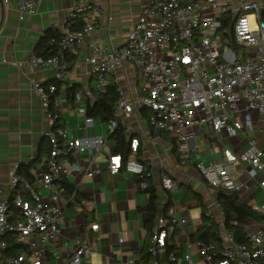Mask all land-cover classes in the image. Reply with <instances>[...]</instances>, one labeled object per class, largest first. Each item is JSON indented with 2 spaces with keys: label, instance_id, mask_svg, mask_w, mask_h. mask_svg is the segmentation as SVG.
Listing matches in <instances>:
<instances>
[{
  "label": "built area",
  "instance_id": "built-area-1",
  "mask_svg": "<svg viewBox=\"0 0 264 264\" xmlns=\"http://www.w3.org/2000/svg\"><path fill=\"white\" fill-rule=\"evenodd\" d=\"M38 1L2 0L7 6L14 5L20 21L35 14ZM92 10L95 9L91 0L74 5L67 18L72 23L81 19L83 27L64 30L58 43V55L45 60L32 57L34 65L53 67L52 81H63L68 68L59 54L71 50L95 29V24L86 16ZM91 50L92 54L84 61L90 66L94 90L76 95L73 111L84 118L81 127L93 124V119L86 115V102L91 107L96 94L104 91L107 74L129 64L141 77L139 92L133 98L123 97L118 89L119 97L113 117L106 123L105 137L116 131L121 119L130 118L135 107L147 109L151 113L149 126L175 138L179 143L178 151L185 155V162L191 150L189 143L196 138V129L207 126L228 137H234L242 130L244 123L232 117L239 113L237 103L242 99L246 101V111L264 116V1L232 4L225 0H146L120 49L103 45L92 46ZM31 89L47 113L50 130L45 134L50 144L49 159L33 183L22 179L15 171L9 172L8 187L13 197L0 201V264H44L47 252L58 258L57 247L62 240V203L73 202L77 193L74 188L63 199L62 182L73 174L89 178L97 174V166L90 160L81 166L78 157L90 155L106 143L102 136L67 137L65 130L57 126V115L49 112L55 85L45 87L43 82L33 81ZM130 142V154L126 159L119 154L109 156L108 175L124 171L143 178L144 167L135 157L138 141ZM239 165L249 167L250 177L261 174L259 187L264 193V152L253 142L241 154L223 148L217 162L195 163L203 181L217 194L240 191L242 184L231 172ZM161 186L168 193L177 189L176 183L167 175L161 177ZM140 188L146 189L144 180L140 182ZM82 203L90 204L84 200ZM258 212L262 221L257 230H251L249 223L242 226L245 242L237 243L235 232L226 230L221 224L217 244L187 241L186 252L181 256L165 253V248L168 223L173 226L184 221L173 216H159L150 236L147 248L150 261L147 264H190L193 250L209 264H262L264 201ZM97 229V223L90 225V230ZM9 236L14 237L21 251L7 252L6 238ZM74 244L73 258H86L92 253V248L82 237L75 239Z\"/></svg>",
  "mask_w": 264,
  "mask_h": 264
},
{
  "label": "crops",
  "instance_id": "crops-1",
  "mask_svg": "<svg viewBox=\"0 0 264 264\" xmlns=\"http://www.w3.org/2000/svg\"><path fill=\"white\" fill-rule=\"evenodd\" d=\"M82 1L39 0L35 14L20 21L14 5L7 6L0 0V201L13 197L8 187L10 171L33 183L49 159V141L45 133L50 130V125L46 111L33 94L31 83L40 81L47 87L54 82V69L51 65H34L31 59L35 57V48L46 32H57L60 40L64 30H72L70 27L74 23L67 16L71 8ZM225 1L235 4L264 0ZM91 3L95 10L89 11L86 16L95 24V29L71 50L59 54L68 68L64 80L57 82L58 95L51 101L53 104L50 103L49 112L57 115V126L65 130L67 137L102 136L106 138V143L90 155L78 157L81 166L86 164V160L97 166V174L91 178L73 174L63 180L65 193L62 198L68 197L67 188L72 191L76 188L78 200L75 198L71 203L63 201L62 240L57 247L59 255L55 258L47 252L44 264H147L150 261L147 248L159 216H173L184 221L179 225H167L166 243L177 256L186 252L187 241L217 244L216 236L223 224V213L217 203L218 194L203 181L195 163L201 161L208 165L217 162L223 148L232 150L236 155L241 154L251 142L264 152V116L246 111L244 100L245 105L239 113L232 114L244 123L242 130L230 138L223 132H213L207 126L196 129V138L189 143L191 150L185 162V155L178 151V141L149 126V110L145 109L150 115L143 117L142 108L135 107L130 118L121 119L119 125L124 128L126 138L138 141L135 157L143 165L148 178L146 183L157 197V214L151 221L146 210L149 195L140 188V178L124 171L113 176L107 173L108 158L115 154L114 143L109 138L111 135L105 137L107 122L93 120L91 126L81 127L84 118L73 113L75 98L72 103L66 99L69 88L75 89V97L83 95L88 89L94 90L90 66L84 59L92 54V46L107 45L113 50L120 49L146 0H91ZM105 78L107 85H117V92L119 89L127 99L139 92L140 73L132 65L116 68ZM86 105L88 108L89 103L86 102ZM23 168L27 171L23 172ZM18 169H22L20 174ZM26 172L28 178L23 177ZM231 172L234 179L242 184L236 194L237 202L253 209L260 218L248 222L251 230H257L262 221L258 208L264 201V193L259 187L262 176L256 173L250 177L249 167L243 165L233 167ZM164 175L176 183L175 192L168 193L162 188L161 177ZM83 200L90 204L85 206ZM203 212L207 221H202ZM95 223L98 229L90 230V225ZM200 231H206L208 235L215 233V239L210 242L192 239ZM81 237L90 245L92 253L86 258L75 259L71 254L76 247L74 240ZM242 242L245 238L237 243ZM190 264L209 263L193 250Z\"/></svg>",
  "mask_w": 264,
  "mask_h": 264
},
{
  "label": "trees",
  "instance_id": "trees-1",
  "mask_svg": "<svg viewBox=\"0 0 264 264\" xmlns=\"http://www.w3.org/2000/svg\"><path fill=\"white\" fill-rule=\"evenodd\" d=\"M83 22L81 19H78L73 25H71L70 29L77 30L83 27ZM59 34L55 31H48L46 32L45 36L38 42L36 48H35V57H39L42 59H47L51 56H54L59 51L58 42H59ZM53 41L50 43V41ZM55 85L56 91L51 96V101L55 99V97L58 95L59 91V84L57 82L50 83ZM117 85L115 84H108L104 90V92L99 93L97 95V100L91 105V107L87 108L86 115L93 119L101 121L102 123L107 122L110 120L113 116L114 111V105L116 102V99L118 97L117 92ZM75 98V89L69 88L66 90V99L70 101L71 103L74 101ZM53 104V102L51 103ZM141 112H143V117H146L149 112H147L145 109H141ZM150 115V114H148ZM115 147V154L121 155L123 159H126L129 155V144L130 141L126 138L125 130L120 125L116 129V131L109 137ZM49 148L50 144L48 142ZM22 169H18V173H21ZM27 171V169L23 168V172ZM27 172L24 174V178L27 177ZM148 180V178L145 175H143V178L140 179L141 181ZM147 184V183H146ZM67 188V186H66ZM145 190V193L149 195V201L148 206L146 208L151 221L154 220L157 214V207H156V201L157 197L155 194V191L153 188L147 184V187ZM67 191L69 193L72 192V189H68ZM237 193H219L217 196V203L219 208L221 209L223 213V224L226 230H232L235 232V239L237 242L243 241V239H246V235L242 232V225L247 224L249 221H258L260 218L256 214V212L251 209L250 207L243 206L237 202ZM78 200V198H76ZM202 221H207V219L204 216V212L202 213ZM212 226V225H211ZM172 240V238H170ZM192 239L197 240H203L205 242H210L215 239V233H211V235H208V233L205 232H198ZM7 252L10 254L17 253L18 251H21V246L14 241V237H7ZM165 252L169 253L173 249L172 247L167 244L165 248Z\"/></svg>",
  "mask_w": 264,
  "mask_h": 264
},
{
  "label": "rangeland",
  "instance_id": "rangeland-1",
  "mask_svg": "<svg viewBox=\"0 0 264 264\" xmlns=\"http://www.w3.org/2000/svg\"><path fill=\"white\" fill-rule=\"evenodd\" d=\"M244 105H245V101H244L243 99L237 103V107H238L239 109L242 108V107H244ZM194 130H195V129H194ZM230 138H232V137H230Z\"/></svg>",
  "mask_w": 264,
  "mask_h": 264
}]
</instances>
